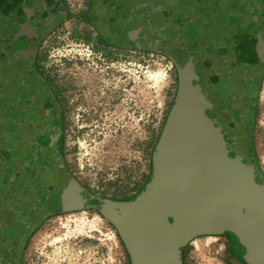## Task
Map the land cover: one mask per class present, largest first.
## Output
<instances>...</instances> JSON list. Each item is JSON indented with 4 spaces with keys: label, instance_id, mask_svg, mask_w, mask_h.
Instances as JSON below:
<instances>
[{
    "label": "water",
    "instance_id": "water-1",
    "mask_svg": "<svg viewBox=\"0 0 264 264\" xmlns=\"http://www.w3.org/2000/svg\"><path fill=\"white\" fill-rule=\"evenodd\" d=\"M59 1H50L49 20ZM100 26L126 47L167 57L178 76L150 178L112 209L131 264H184L189 244L226 232L264 264V172L254 141L264 0H114ZM42 41L0 34V264H23L24 237L48 216L105 203L57 145L38 142L62 114L35 69Z\"/></svg>",
    "mask_w": 264,
    "mask_h": 264
},
{
    "label": "rangeland",
    "instance_id": "rangeland-1",
    "mask_svg": "<svg viewBox=\"0 0 264 264\" xmlns=\"http://www.w3.org/2000/svg\"><path fill=\"white\" fill-rule=\"evenodd\" d=\"M50 1L56 2L41 5V49L62 105L52 139L70 172L105 203L48 216L24 237L23 264H131L112 209L138 195L150 178L152 155L177 95V71L167 57L127 50L100 32L114 0H60L58 18L49 20ZM254 141L264 172V83ZM196 240L187 246L184 264H241L231 256L227 237Z\"/></svg>",
    "mask_w": 264,
    "mask_h": 264
},
{
    "label": "flooded vegetation",
    "instance_id": "flooded-vegetation-1",
    "mask_svg": "<svg viewBox=\"0 0 264 264\" xmlns=\"http://www.w3.org/2000/svg\"><path fill=\"white\" fill-rule=\"evenodd\" d=\"M41 5H42V0H0V34H6V35L20 34L26 37L42 38L41 32L43 27V19L41 15ZM100 25H99L100 32L106 35L101 31ZM117 44L120 47H123L127 50L137 51L120 44L118 40H117ZM41 48H42V43L37 52V56L35 60V69L37 73L44 78L48 86L53 90V92L59 98L58 88L56 87V85L53 86V83H56V81L54 80V76L56 75L50 76L49 71H47V69L45 68L44 54L46 53V51H42ZM53 73L54 71L52 72V74ZM59 125L60 123L57 126L56 132H54L53 134H47L41 136L38 142L43 147L48 146L50 143H54L55 145L58 146L59 152L61 153V149L59 145L54 141V139H52L53 136L57 133ZM222 236L228 238V247L231 256L237 262L241 264H262L261 261L255 260L250 255H248L246 248L239 242V239L235 235H233L230 232H226L222 234Z\"/></svg>",
    "mask_w": 264,
    "mask_h": 264
},
{
    "label": "trees",
    "instance_id": "trees-1",
    "mask_svg": "<svg viewBox=\"0 0 264 264\" xmlns=\"http://www.w3.org/2000/svg\"><path fill=\"white\" fill-rule=\"evenodd\" d=\"M122 243H123V245H124L123 240H122ZM124 248L126 249L125 245H124ZM126 250H127V249H126ZM127 256H128V258H129V261H130V256H129V254H128V251H127Z\"/></svg>",
    "mask_w": 264,
    "mask_h": 264
},
{
    "label": "bare ground",
    "instance_id": "bare-ground-1",
    "mask_svg": "<svg viewBox=\"0 0 264 264\" xmlns=\"http://www.w3.org/2000/svg\"><path fill=\"white\" fill-rule=\"evenodd\" d=\"M194 243H197V240L193 241Z\"/></svg>",
    "mask_w": 264,
    "mask_h": 264
}]
</instances>
